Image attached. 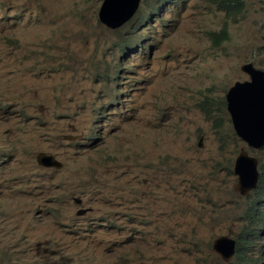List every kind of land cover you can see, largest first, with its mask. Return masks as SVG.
<instances>
[{
	"label": "rangeland",
	"instance_id": "rangeland-1",
	"mask_svg": "<svg viewBox=\"0 0 264 264\" xmlns=\"http://www.w3.org/2000/svg\"><path fill=\"white\" fill-rule=\"evenodd\" d=\"M101 2L0 0V264H232L212 245L241 236L254 193L237 187L218 101L244 79L243 64L264 66V0H247L236 20L203 0H189V11L143 0L142 15L157 4L178 23L157 34L155 16L136 75L95 94L86 82L123 31L99 23ZM188 12L196 23L176 15ZM225 25L230 39L215 46L207 32ZM206 95L216 110L201 109ZM111 102L117 120L101 127L92 166L73 158L64 136ZM46 152L66 167L40 168ZM75 196L89 209L83 216Z\"/></svg>",
	"mask_w": 264,
	"mask_h": 264
},
{
	"label": "clouds",
	"instance_id": "clouds-1",
	"mask_svg": "<svg viewBox=\"0 0 264 264\" xmlns=\"http://www.w3.org/2000/svg\"><path fill=\"white\" fill-rule=\"evenodd\" d=\"M106 0H102L98 11V21L106 28L111 30H123L122 35L117 40V51L112 53L107 47L105 50L106 62L103 68L96 70L92 73V78L86 82V85L93 93L104 91L108 88L110 83H113L117 79H127L134 77L136 74L133 71L138 69L139 64L145 58L148 49L149 42L145 41V34L151 33L149 29L153 27L155 16V23H159L157 28V34L160 33V29L164 31L165 28L171 27L178 23L177 20L163 19V13L157 4L154 6H148L147 9L150 12H145L142 15L143 0L138 1V5L134 11L131 10H112L110 8L104 9ZM134 0H129V2ZM192 1V0H190ZM208 2L215 10L225 13L229 18L236 20L241 15L246 7L247 0L243 8H236L231 15L225 10L219 9L217 0H203ZM155 3H166L169 9V5L172 6H183L185 10L191 8L189 0H155ZM196 9V13H197ZM142 15V16H141ZM179 19H184L187 24L196 23V20H189L188 16H192L188 12L187 16L184 13L176 14ZM185 15V16H183ZM141 17L142 22L133 26L134 30L127 29V25L131 24L135 19ZM140 19V18H139ZM146 25H145V24ZM141 26H144L142 28ZM209 39L215 46L222 45L225 41L230 39V32L228 26H223L219 31L209 30L207 32ZM156 46V44L154 45ZM94 56V50L89 53V57ZM264 72V66H256L254 62H248L241 66L240 71L244 75V79L236 80L229 88L227 95L224 99L218 101V105L221 106L217 111H226L229 115V120L226 122L228 132L223 135L228 137V141L235 144V155L233 173L238 178L237 187L240 189L241 194L247 195L249 192L254 193V197L249 201L248 207L244 213H241V221L243 229L241 236L236 239H231L227 235H222L214 240L212 248L227 261H231L232 264H264V125L261 121V117L264 115V104L257 103L256 97L258 92H255L252 76L250 71ZM65 77L69 78L70 73L65 71ZM239 85L242 90H246L245 97L242 99L241 107H233L232 103L238 98L230 99L229 93L231 88ZM86 86V87H87ZM86 92V90H85ZM242 97V96H241ZM117 104H122L123 100L121 97L116 99ZM110 104H102L100 107H93L91 110V121L85 128H81V132H76L77 127L72 129L71 133L66 134L65 140L73 144L72 157L79 160V155L84 161H92L95 156L90 157L91 152H96L95 148L99 144L100 140L105 138V130H100L101 127L107 126L109 123L115 125L117 119H113L116 115L113 109L108 108ZM199 105L202 110H205L206 106L210 109L213 108V100L211 97L206 95L200 99ZM42 106V105H41ZM119 115H122L121 120L124 123L126 120L127 110L120 109ZM221 119V117H219ZM243 125H247V128H259L262 129V134L253 135L251 139H245L243 136ZM223 127L216 128L218 132ZM248 134H251V130H246ZM250 132V133H249ZM114 135L116 132H108ZM203 135L200 137L198 146H202ZM121 140V139H120ZM241 145H239V143ZM120 145V141L117 140V147ZM119 148V147H118ZM84 152V154L82 153ZM57 153H41L38 155V166L42 169L51 171L62 169L64 162L58 157ZM40 157V160H39ZM242 158V164L239 167L238 161ZM95 162V161H94ZM96 163V162H95ZM91 166L90 170L91 171ZM115 166V165H114ZM66 167V165H65ZM113 168V166H109ZM65 169V168H64ZM90 178V177H89ZM98 179V176L90 178V180ZM74 203L78 207L77 215H85L89 209L83 207L84 199L81 196H75L73 198ZM45 208L49 209L47 203L43 201ZM47 213V212H44ZM42 213V215H44ZM234 219V218H233ZM224 245L228 250L229 254L225 255L218 251L216 248ZM260 252V253H258Z\"/></svg>",
	"mask_w": 264,
	"mask_h": 264
},
{
	"label": "water",
	"instance_id": "water-1",
	"mask_svg": "<svg viewBox=\"0 0 264 264\" xmlns=\"http://www.w3.org/2000/svg\"><path fill=\"white\" fill-rule=\"evenodd\" d=\"M138 1L139 0H134L131 2H129V0H106L105 1L106 6L104 7V9L108 7L115 11L121 10V9L134 11L138 5ZM250 74L252 76V81L254 85L253 89H255V92H258V95L256 97V102L264 104V72H259V71L256 72V71L251 70ZM245 93H247V91L242 90L239 85H236L231 88V91L229 93V98L235 99L239 97L235 102L232 103L233 107L242 106L241 103L243 102L242 99L245 97ZM261 121L263 122V125H264V115L261 117ZM241 128L244 130L243 136L247 140L248 138L251 139L253 135L257 137L256 136L257 134H262L263 132L262 129H259V128L249 129L247 128V125H243ZM246 130H251V134H248V132H245ZM39 160H40V157H39ZM241 164H242V158L239 159L238 166L240 167ZM216 249L225 255L229 254V250L224 245H221Z\"/></svg>",
	"mask_w": 264,
	"mask_h": 264
},
{
	"label": "trees",
	"instance_id": "trees-1",
	"mask_svg": "<svg viewBox=\"0 0 264 264\" xmlns=\"http://www.w3.org/2000/svg\"><path fill=\"white\" fill-rule=\"evenodd\" d=\"M219 9L225 10L229 15L233 13L232 10L236 8H243L244 0H217Z\"/></svg>",
	"mask_w": 264,
	"mask_h": 264
}]
</instances>
